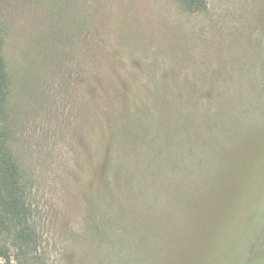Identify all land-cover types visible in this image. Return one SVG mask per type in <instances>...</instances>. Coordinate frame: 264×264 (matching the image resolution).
I'll use <instances>...</instances> for the list:
<instances>
[{"label":"rangeland","instance_id":"1","mask_svg":"<svg viewBox=\"0 0 264 264\" xmlns=\"http://www.w3.org/2000/svg\"><path fill=\"white\" fill-rule=\"evenodd\" d=\"M0 24L44 264H264V0H0Z\"/></svg>","mask_w":264,"mask_h":264},{"label":"trees","instance_id":"2","mask_svg":"<svg viewBox=\"0 0 264 264\" xmlns=\"http://www.w3.org/2000/svg\"><path fill=\"white\" fill-rule=\"evenodd\" d=\"M188 13H203L209 0H176ZM0 24V264H44L39 252L40 234L30 202L32 180L20 163L8 115L11 79L3 53L4 29ZM249 262L264 261V219L247 250ZM248 264V263H247Z\"/></svg>","mask_w":264,"mask_h":264}]
</instances>
